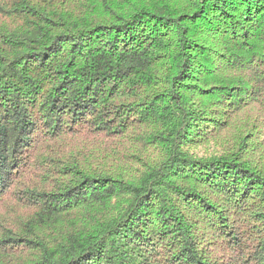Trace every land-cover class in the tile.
<instances>
[{
    "label": "trees",
    "instance_id": "16d2710c",
    "mask_svg": "<svg viewBox=\"0 0 264 264\" xmlns=\"http://www.w3.org/2000/svg\"><path fill=\"white\" fill-rule=\"evenodd\" d=\"M0 264H264V0H0Z\"/></svg>",
    "mask_w": 264,
    "mask_h": 264
}]
</instances>
